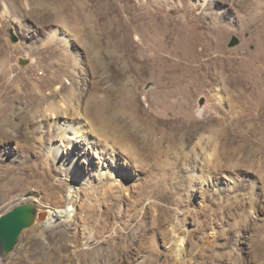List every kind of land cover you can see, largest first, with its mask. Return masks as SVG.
<instances>
[{
    "label": "bare ground",
    "instance_id": "obj_1",
    "mask_svg": "<svg viewBox=\"0 0 264 264\" xmlns=\"http://www.w3.org/2000/svg\"><path fill=\"white\" fill-rule=\"evenodd\" d=\"M210 1L212 0H204ZM144 14L142 21L148 18L149 22L142 23L138 47L132 49L120 47L117 53L113 54V59L106 53L102 59V53L97 52L99 47L96 41L85 43L80 40L86 53L91 57L90 67L93 73L97 67V70H102V75H107L106 79H109V85L105 88L101 85L102 81L96 82V88L90 94V103L87 107L83 99L85 96L83 86H86V83L84 82L80 90L75 89L74 76L78 74L79 65L68 51L71 40L65 37L66 52L60 53L55 43L59 39L56 32L51 33L45 46V53L49 55L57 53L59 56L62 55V58L58 62H53L52 59V63L49 61L50 64L45 61L47 64L45 66L38 62L36 71L43 69V73L32 71L27 76L16 73L18 75L6 85L12 101L19 103L18 110L23 113V116L18 113L20 124L26 125L24 126L26 129L24 133L20 132L17 122L11 128L10 134L5 130L6 124H0V143L10 141L16 144V151L23 153V159H26V165L20 167L29 172L31 170L30 173L35 178L33 183L38 186V189L36 187L21 194L15 203L32 205L35 221L31 227L23 230L19 241L21 244L12 261L19 262L25 258V264H33L28 259V253L37 246L41 249L42 255L53 259L54 264H75L77 261L70 259L71 255L68 256L71 250L68 244H74V248L79 250L97 241L98 245L92 251L76 252L80 264L97 263L94 259L96 255L99 256L98 261L101 264H121V261L124 264H157L156 253L162 246L160 238L163 240L166 236L162 224L169 221V218L159 213L160 208L155 202L145 206L148 200H144L143 194L148 189L166 187H163L162 183H171L172 179L157 177L156 170L160 166L155 159L159 155L169 153L182 158L187 175L183 178L184 191L190 188L193 182L203 186L206 179L216 181L219 176H229L227 174L229 169L238 166L229 158H226V161L219 159L216 140L210 149L207 150L204 146V133L215 132L202 126L203 119L198 118L194 101L196 95L204 88L206 75L195 71L197 69L192 68L194 63L188 60L190 58H185L188 55H195V43L199 41L194 42L191 36L182 37L169 18L162 22L154 12ZM208 28L207 30H212L213 38L207 35L204 39L212 40L216 52L221 53L223 26L211 23ZM188 45H191L192 50L188 49ZM20 48L18 49L21 52ZM18 49L16 48V51ZM136 51L140 59L134 60V56L129 59V55ZM9 63L8 59L3 61L5 69L0 74V85H4L2 82L11 72L7 68ZM205 63L200 62L198 66L206 68ZM63 76L70 78L68 85L63 83ZM146 78H153L156 84L154 90L146 94L144 107L140 99L141 93L136 88ZM256 84L264 85V80L261 79ZM46 89L49 90V95L45 94ZM260 94L263 96L264 93ZM260 112L259 118L264 117V111ZM211 138L209 135L208 143L212 142ZM37 139L41 141L40 147H35ZM233 140L240 142L243 141V137L238 134ZM246 141L250 148L253 143L252 137L248 136ZM166 142L169 145L163 151L162 146ZM73 150L83 157L82 160L89 156L88 150L99 159V163H93L98 168L94 169L91 178L76 181L78 176L75 175L76 167L73 164L77 157L72 155ZM242 151L247 154L252 152L247 147L242 148ZM33 153H39L37 157L40 166L27 165L31 162ZM102 166L106 167V171H103ZM253 167L248 166L250 169ZM122 168L132 176V170L136 175L144 176L145 182H124L120 175ZM257 171L261 178H264V170L259 167ZM202 178L203 180H199ZM53 180L59 188L52 184ZM20 182V186L24 187L25 180ZM243 189L249 190L251 212L257 208V192L246 180L238 184L234 191L241 192ZM41 191L45 192V195H42ZM62 191L64 194H61ZM4 201L5 196L1 194L0 204ZM176 201L178 203V200ZM120 202H124L123 210L118 207ZM179 203L176 206L180 209ZM205 207H209L207 203ZM156 212L158 218L155 217ZM203 214L205 216V212ZM140 218L146 224L150 219L153 220L152 227L146 226L148 229L146 228L145 233H136L134 230ZM155 223H158L157 227ZM185 223L186 218L179 219L176 224L170 223L172 226L168 234L170 238L165 237L167 239L164 241L168 245L167 260L164 264H214L213 259L212 263H208L200 261V256H196L198 247H194L197 245L193 241L197 237H193L194 233H190V239L186 242L185 233L182 232ZM200 224L196 233H204L209 229L216 232L207 221L204 220ZM75 225L74 235L69 236ZM126 231L132 235H124ZM86 233L87 236L84 238ZM159 234L162 237L159 238ZM128 237L130 243L126 242ZM84 239H87L86 244L82 243ZM111 241H114L113 244ZM205 242L207 243L205 249H209L212 242L208 240ZM213 248L208 251L213 253ZM232 254H228L231 259L229 261L235 258ZM2 256L0 250V257ZM113 258L120 260L112 263Z\"/></svg>",
    "mask_w": 264,
    "mask_h": 264
},
{
    "label": "rangeland",
    "instance_id": "obj_2",
    "mask_svg": "<svg viewBox=\"0 0 264 264\" xmlns=\"http://www.w3.org/2000/svg\"><path fill=\"white\" fill-rule=\"evenodd\" d=\"M145 12H154L162 22L169 18L182 37L191 36L194 42L199 41L195 43V55H188L185 58H190L188 60L194 63L192 68L197 69L195 71L206 75L204 88L199 95H196L194 101L197 116L203 119L202 126L215 132L214 134L204 133V146L208 150L216 140L219 159L226 161V158H229L233 163L238 164L237 167L229 169L227 173L229 176H219L217 182L206 179L204 180L206 184L203 182V186L193 182V185L188 188L190 191L188 189L184 191L183 178L187 175L182 165V158L169 153L159 155L155 159L160 166L156 170L157 177L164 176L172 179L171 183H162L167 191H161L164 188L158 186V189H148L143 194L144 200H148L145 206L155 202L160 208L159 213L169 218V221L164 220L165 224H162V230L166 233L163 240L159 234L162 246L156 253V262L164 264L167 260L168 245L165 244L167 239L165 237H169L168 234L171 232L170 223L176 224L179 219L186 218L182 232L185 233L186 242L190 239V233L195 234L193 237L197 236L193 241L197 244L194 245L195 248L198 247L195 254L200 256V261L209 263L213 259L214 264H264V178H261L257 171L259 167L264 170V117L259 118L260 110L264 111L262 109L264 94L263 96L260 94L264 93V85L256 84L261 79L264 80V0H212L210 2H204V0H0V74L5 69L3 61L7 59L10 60L7 68L11 71L2 82L4 85H0V124L5 123V130L11 134V128L19 122V131L24 133L26 125L20 124V116H23V113L18 110L19 103L10 98L6 85L11 83L18 74L27 76L32 71L35 73L38 62L45 66L46 62L50 64L62 58V55L59 56L57 53V55L45 53V46L52 32H56L59 37L57 39L59 42L55 41V43L60 53L66 52L65 37L71 40L68 51L79 65L78 74L74 76L75 89L80 90L84 82L86 83V86H83L85 89L83 99L87 107L90 103V94L96 88V82L102 81L101 85L105 88L109 85V79H106L107 75H102L103 71L97 70V67L93 73L90 67L91 57L86 53L80 40L85 43L96 41L99 47L97 52L102 53V59L104 53L113 59V54H116L120 47L126 49L138 47L142 23L149 22L148 18L142 21ZM48 14L52 16L49 17ZM211 23L215 25L218 23L224 28L221 53L216 52L212 40L204 39L207 35L213 38L212 30H207ZM16 48L22 51L20 52L19 49L16 51ZM188 49L192 50L191 45H188ZM137 53V51L132 52L129 59L134 56V60H139ZM200 62H206V68L198 66ZM43 71V69H37L36 73H43ZM69 80L68 76L62 77L66 85H68L67 82L70 83ZM155 84L153 78H146L136 88L141 93L140 99L144 107L146 94L154 90ZM46 93L49 95V90L46 89ZM10 105L13 107L11 110ZM86 121L89 123L88 119ZM87 129H89L88 126ZM237 133L243 137V141L233 140ZM209 135L212 137L210 143L207 140ZM248 136L252 137L253 142L250 148L246 141ZM40 144L41 141L37 139L35 147H40ZM168 145V142L164 143L162 150L164 151ZM244 147L252 152L248 154L243 152ZM75 151L73 150L72 155L77 157L73 164L76 167L75 175L78 176L76 181H80L81 178H91L94 169L98 168L93 163H99V159L91 153V150H88L89 156L82 160L83 157ZM38 154L33 153L31 162L27 165L40 166ZM23 155L16 151V144L14 145L13 142L0 143V200L1 194L5 196L4 203L0 204V216L14 208L21 194L36 187L38 189V186L33 183L35 178L30 173L31 170L29 172L22 168V165H26ZM199 160L201 162L200 158ZM248 166L254 167L250 169ZM102 168L106 171L105 166ZM132 172L133 176L122 168L120 174L122 180L129 183L145 182L144 176L136 175L134 170ZM20 180H25L24 187L20 186ZM245 180L255 187L259 199L256 201L255 198L257 208L251 212L249 211V190L234 191V188L236 189L238 184H242ZM52 184H56V181L53 180ZM56 186L58 187L57 184ZM41 192L45 195V192ZM61 194H64L63 191ZM176 200L178 203L181 202L179 207L183 210L176 206L178 204ZM205 203L208 204V208L205 207ZM118 207L123 210L124 202H120ZM204 212L205 216H203ZM155 217H159L157 212ZM204 220L210 227L216 229V232L209 229L204 233H196L195 231H198L200 223ZM152 221L150 219L147 225L140 218L138 226L135 229L133 226L131 229L136 230V233H145L149 225L152 227ZM157 225L158 223H155V227ZM75 227L76 225L73 226L71 230L73 232L69 236L74 235ZM128 234L132 235L128 231L124 233V235ZM86 236L87 233L84 238ZM20 239L21 236L19 241ZM129 239V237L126 238L127 243ZM206 240L212 242L210 248L214 247L213 253L208 251L211 250L210 248L205 249ZM19 241L9 254L0 257V264H25V258L19 262L12 261L21 244ZM113 242L111 241L112 244ZM82 243L86 244L87 239L82 240ZM90 244L79 250L90 252L98 245L97 241ZM68 245L71 246L68 256L71 255L70 259L77 261L75 264H80L76 256L79 250H76L72 243ZM28 254V259L33 264H54L53 259L42 255L41 249L37 246ZM228 254H232L235 258L229 261L231 259ZM98 258V255L94 257L95 261L101 264ZM80 259L83 260V258ZM119 260L120 258H113L112 263ZM121 264L124 263L121 261Z\"/></svg>",
    "mask_w": 264,
    "mask_h": 264
},
{
    "label": "water",
    "instance_id": "obj_3",
    "mask_svg": "<svg viewBox=\"0 0 264 264\" xmlns=\"http://www.w3.org/2000/svg\"><path fill=\"white\" fill-rule=\"evenodd\" d=\"M33 210L32 205L15 204L10 212L0 216V250L3 256L15 248L23 230L33 225Z\"/></svg>",
    "mask_w": 264,
    "mask_h": 264
}]
</instances>
